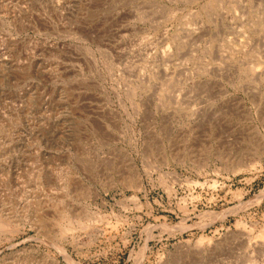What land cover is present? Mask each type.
<instances>
[{"label":"rangeland","instance_id":"obj_1","mask_svg":"<svg viewBox=\"0 0 264 264\" xmlns=\"http://www.w3.org/2000/svg\"><path fill=\"white\" fill-rule=\"evenodd\" d=\"M0 226V264H264V0H0Z\"/></svg>","mask_w":264,"mask_h":264},{"label":"bare ground","instance_id":"obj_2","mask_svg":"<svg viewBox=\"0 0 264 264\" xmlns=\"http://www.w3.org/2000/svg\"><path fill=\"white\" fill-rule=\"evenodd\" d=\"M260 200V199H259ZM2 228V226H0Z\"/></svg>","mask_w":264,"mask_h":264}]
</instances>
